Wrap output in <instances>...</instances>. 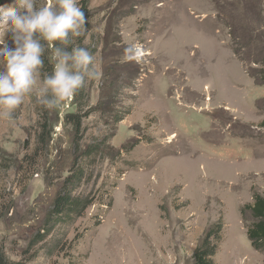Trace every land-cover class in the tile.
I'll list each match as a JSON object with an SVG mask.
<instances>
[{
    "label": "rangeland",
    "instance_id": "rangeland-1",
    "mask_svg": "<svg viewBox=\"0 0 264 264\" xmlns=\"http://www.w3.org/2000/svg\"><path fill=\"white\" fill-rule=\"evenodd\" d=\"M79 6L100 77L65 112L48 109L38 95L54 62L41 39L37 85L0 116V261L193 264L221 223L216 264H264L247 236L248 206L264 197V0ZM80 170L72 196L89 205L52 217Z\"/></svg>",
    "mask_w": 264,
    "mask_h": 264
},
{
    "label": "clouds",
    "instance_id": "clouds-1",
    "mask_svg": "<svg viewBox=\"0 0 264 264\" xmlns=\"http://www.w3.org/2000/svg\"><path fill=\"white\" fill-rule=\"evenodd\" d=\"M0 22L9 25L0 35V116L11 117L37 85L44 65L41 39L52 49L50 62H54L52 74L44 76L38 95L39 102L48 109L65 112L86 80L100 77L87 48L74 46L69 52L54 43L67 46L73 44L71 37L83 35L86 19L79 0H49L42 7H37V0H14L0 5ZM8 32L15 50L5 42Z\"/></svg>",
    "mask_w": 264,
    "mask_h": 264
},
{
    "label": "trees",
    "instance_id": "trees-1",
    "mask_svg": "<svg viewBox=\"0 0 264 264\" xmlns=\"http://www.w3.org/2000/svg\"><path fill=\"white\" fill-rule=\"evenodd\" d=\"M85 9V8H84ZM84 11V10H83ZM240 34V30L236 32ZM73 44L63 46L59 41L54 42L57 47H61L62 50L71 52L72 48L84 47L82 36L71 37ZM254 57V61H255ZM264 66V62H263ZM262 72V70H261ZM84 92V86L81 87L75 94V102L80 101ZM72 118L76 117L71 115ZM80 120L77 121V125L80 126ZM49 126V125H48ZM95 148L94 150H96ZM93 150V151H94ZM83 178V173L77 171L72 173L63 182L62 188L56 196L54 203L52 204V210L50 214L55 218H62L68 216L70 213H80L85 207L89 205L87 199L81 197H73L72 191L77 186L79 181ZM251 211L252 222L247 226V236L251 242L252 247L256 251H264V197L260 194H254V202L248 206ZM223 225L221 223L216 224L215 227L210 228L205 232L200 242L193 252V264H216V255L220 241L222 240L221 232ZM264 262V261H263ZM0 264H7L1 260Z\"/></svg>",
    "mask_w": 264,
    "mask_h": 264
}]
</instances>
